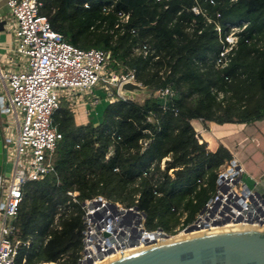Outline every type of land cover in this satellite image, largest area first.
<instances>
[{
  "label": "trees",
  "instance_id": "1",
  "mask_svg": "<svg viewBox=\"0 0 264 264\" xmlns=\"http://www.w3.org/2000/svg\"><path fill=\"white\" fill-rule=\"evenodd\" d=\"M40 1L69 43L106 51L109 72L134 71L151 94L117 97L98 125H77L72 101L61 98L57 175L24 186L11 236L20 242L16 264H79L82 203L100 194L137 207L150 231L193 223L234 156L222 144L210 151L192 122L264 120V0ZM229 24L246 27L223 58ZM166 84L174 94L162 106L153 94Z\"/></svg>",
  "mask_w": 264,
  "mask_h": 264
},
{
  "label": "built area",
  "instance_id": "2",
  "mask_svg": "<svg viewBox=\"0 0 264 264\" xmlns=\"http://www.w3.org/2000/svg\"><path fill=\"white\" fill-rule=\"evenodd\" d=\"M7 6L16 22L17 53L27 60L24 69L5 75L10 93L7 99L0 97V116L4 115V121L8 123V115L14 114L18 130L15 159L9 163L6 143L10 140L5 138V170L0 184V264H16L20 242L12 240L11 236L15 232L14 221L23 199L24 186L57 175L54 156L62 135L53 124V115L61 98L84 99L91 93L95 96L94 91L101 84L106 97L125 99L120 95L123 84L139 82L134 71L109 72L106 51L81 49L69 43L52 28L47 17L40 14V0H8ZM193 12L200 14L198 8ZM245 27L228 25L231 33L226 36V41L231 47L221 54L223 58L236 43V32ZM156 92L162 106H166L174 94L169 84ZM98 100L99 97L95 96L94 102ZM19 111L23 113L22 118ZM7 164L12 166L9 172ZM245 174L248 175L236 159L220 169L216 193L205 203L193 223L178 227V234L190 227L196 232L264 224V198L244 181ZM257 186L258 182L255 183ZM77 194L70 193L73 197ZM82 210L85 229L79 264L87 260L96 264L147 242L174 236L161 229L147 230L146 217L141 210L109 201L103 194L83 202ZM129 210L133 211L132 215L127 214ZM138 232H141L140 237ZM132 241L135 242L133 245L130 244Z\"/></svg>",
  "mask_w": 264,
  "mask_h": 264
},
{
  "label": "water",
  "instance_id": "3",
  "mask_svg": "<svg viewBox=\"0 0 264 264\" xmlns=\"http://www.w3.org/2000/svg\"><path fill=\"white\" fill-rule=\"evenodd\" d=\"M150 94L148 87L131 81L120 89V95L130 100L144 101ZM153 95L159 97L158 92ZM1 103L2 98L0 107ZM4 119V115L0 116V184L5 170L4 129L9 126ZM259 195L264 198V194ZM127 214L132 215L133 211L129 210ZM193 229L188 228L183 235L147 242L98 264H264V224L226 226L196 232ZM105 236L109 237L110 233H105ZM91 263L87 260L80 264Z\"/></svg>",
  "mask_w": 264,
  "mask_h": 264
},
{
  "label": "crops",
  "instance_id": "4",
  "mask_svg": "<svg viewBox=\"0 0 264 264\" xmlns=\"http://www.w3.org/2000/svg\"><path fill=\"white\" fill-rule=\"evenodd\" d=\"M7 2L8 0H0V97H5V99L10 93L8 82L4 79L5 75L18 72L27 65L26 58L17 53L16 22L9 11ZM3 22H6L5 25H2ZM95 96L91 93L86 95L84 99L68 98L73 103L77 125H87L91 122L94 125H98L102 122L104 109L114 99L109 97H105V99L99 98L98 102L95 103ZM194 122L197 123L198 127H195ZM192 124L202 140L207 143L210 151H216L219 145L222 144L230 150L234 159L243 167L247 168L248 171L253 169L254 163L246 161V157L253 155L255 148L252 143L253 139H259L260 143L263 142L261 130L257 129L256 131V128L257 126L263 127L264 120L250 124L218 125L206 123V126L195 120ZM234 138L236 142L233 146L230 139ZM244 149H247V153H244ZM247 170L248 175L253 178L252 174Z\"/></svg>",
  "mask_w": 264,
  "mask_h": 264
},
{
  "label": "rangeland",
  "instance_id": "5",
  "mask_svg": "<svg viewBox=\"0 0 264 264\" xmlns=\"http://www.w3.org/2000/svg\"><path fill=\"white\" fill-rule=\"evenodd\" d=\"M102 89V85L99 84L97 86V89L94 91L95 95L98 96L101 99H105V91L101 90ZM20 117L22 118L23 113L21 111H19ZM8 123H9V127L4 129V135L5 138L9 141H7L6 143V159L9 162H13L15 159V147H16V136H17V123H16V119H15V115L14 114H9L8 115ZM195 127H198L197 123L194 122ZM205 129V128H204ZM206 129H208L206 127ZM257 129L260 131L261 130V135H262V143H260L259 139H253L252 143L254 144L255 148L253 151V155L252 156H248L246 157V161L248 162H253L254 165L252 166L253 169H250V171L247 170V168H245V170H247L248 172H250L253 176V178L251 177V175H247L245 174L244 176V181L252 188L254 189L256 192L260 193V194H264V125L263 127H259L257 126ZM231 143L235 144V138L234 139H230ZM238 148V147H237ZM244 153H247V149L243 150ZM11 165L7 164L6 165V170L7 172L10 171L11 169ZM258 182V186L255 187V183ZM2 223V212H0V225ZM180 232V230L177 231L175 234H171V235H177Z\"/></svg>",
  "mask_w": 264,
  "mask_h": 264
},
{
  "label": "bare ground",
  "instance_id": "6",
  "mask_svg": "<svg viewBox=\"0 0 264 264\" xmlns=\"http://www.w3.org/2000/svg\"><path fill=\"white\" fill-rule=\"evenodd\" d=\"M180 234L183 235L184 233L181 232ZM180 234H179V235H180ZM168 238H169V237H168ZM166 239H167V238H166ZM131 250H133V249H129V250H127V251H131ZM115 256H117V255L111 256V257H109V258H114ZM109 258H108V259H109ZM98 263H100V262H98ZM98 263H96V264H98Z\"/></svg>",
  "mask_w": 264,
  "mask_h": 264
}]
</instances>
